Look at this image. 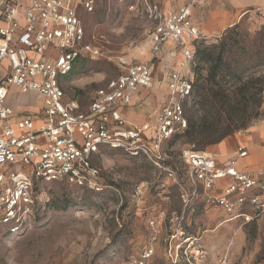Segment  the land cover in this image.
I'll return each mask as SVG.
<instances>
[{
	"label": "rangeland",
	"instance_id": "rangeland-1",
	"mask_svg": "<svg viewBox=\"0 0 264 264\" xmlns=\"http://www.w3.org/2000/svg\"><path fill=\"white\" fill-rule=\"evenodd\" d=\"M186 1L97 0L94 13H82V22L86 40L96 45L101 55L76 62L63 87L86 105L96 90L120 74V59L137 64L150 58L149 8L157 5L175 11ZM194 13L196 16L197 9ZM237 26L232 34L234 47L226 51L231 75L219 69L218 83L211 86L207 81L209 64L196 59L193 93L183 107L187 125H194L202 135L182 133L163 144L164 167L173 171L172 176L141 157L101 150L94 159L100 169L101 192L56 181L39 185L41 207L26 230L11 235L0 227V264H139L145 249L150 254L143 264H264V212L256 214L248 206L228 210L220 203L219 191L192 194L188 170L179 158L188 148L217 158L221 155L217 154L219 143L243 142L249 136L253 144L264 148V140L253 137L264 126V89L260 116L246 129L236 130L215 145L203 148L200 144L205 136L218 137L248 120L258 100L254 94L260 85L264 88V68H253L247 59L237 61L243 45L245 53L254 51L253 37L264 26V10L251 12ZM224 35L225 30L202 42L219 46ZM49 55L54 57L55 52ZM245 66L250 68L237 77ZM156 67L155 63L158 71ZM4 69L5 64L0 66L1 74ZM157 76L159 83L151 90L141 89L136 94L135 99L145 103L134 104L127 115L129 123L139 125L143 116L166 99L162 75L159 72ZM204 86L212 87L211 105L200 104ZM12 92L14 98L17 89ZM25 99L34 111L38 106L35 95L21 97L17 105ZM224 145L226 150L227 142ZM262 148L248 149L249 156L238 160V166L246 170L264 166ZM216 186L223 189L225 184Z\"/></svg>",
	"mask_w": 264,
	"mask_h": 264
},
{
	"label": "built area",
	"instance_id": "built-area-1",
	"mask_svg": "<svg viewBox=\"0 0 264 264\" xmlns=\"http://www.w3.org/2000/svg\"><path fill=\"white\" fill-rule=\"evenodd\" d=\"M96 6L97 0H0V66L5 64L0 73V227L7 234L22 233L34 220L41 207L39 185L56 181L101 192L94 164L101 150L141 157L173 174L164 167L163 144L187 128L183 102L193 93L195 49L207 39L194 13L202 0H187L175 11L151 6L150 58L137 64L120 59V74L83 105L63 84L76 62L101 55L86 40L82 22V13L92 14ZM159 72L166 99L140 125L129 123L124 111L145 103L136 94L159 83ZM31 94L38 105L34 111L28 99L17 105ZM246 156L237 146L224 165L189 148L179 158L192 194L208 195L218 182L229 180L219 191L220 203L228 210L248 206L258 214L264 212V168L238 170L237 159ZM149 254L145 249L139 264Z\"/></svg>",
	"mask_w": 264,
	"mask_h": 264
},
{
	"label": "trees",
	"instance_id": "trees-1",
	"mask_svg": "<svg viewBox=\"0 0 264 264\" xmlns=\"http://www.w3.org/2000/svg\"><path fill=\"white\" fill-rule=\"evenodd\" d=\"M237 24H235L232 29H226L225 30V37L221 41L219 46H210L208 43L205 44H199L196 49H195V58L205 62L206 64H209V72H208V83L211 84V86L217 85L218 82L215 81L217 72L219 69H222L223 71H226L228 75H231L230 69H228L227 65V57H226V51L231 50L232 47H234V38L232 36L233 31L237 29ZM253 44H254V51L250 53H245L243 49L246 47L243 45L242 47V55L240 54L237 57V61H244L247 59V61L252 62V67L253 68H264V26L254 34L253 37ZM227 48V50H226ZM244 54V55H243ZM247 54V55H246ZM244 58V59H242ZM250 67L245 66L242 68L241 72L237 74V77H241V75L248 70ZM72 73V72H71ZM260 84L262 83V79H257ZM247 84V83H245ZM207 87L204 86L202 90V99L200 101V104L204 105H211L213 104L212 97L210 96V92L212 91V87ZM264 88H262V85L256 90V93L254 96H258L257 104L255 106L254 113L251 114V116L248 117V120H244L240 123V125L233 129V130H227L223 132L220 136L218 137H213V136H205L203 140H201L200 144L201 147L205 148L210 145H215L218 144L220 141L225 139L226 137L231 136L236 130H244L247 128V126L254 120L257 119L260 114L261 106H262V101H261V93ZM203 119L205 118L204 116L202 117ZM183 134L192 136V135H202L201 132L197 131L194 125H187L186 130L184 131Z\"/></svg>",
	"mask_w": 264,
	"mask_h": 264
},
{
	"label": "crops",
	"instance_id": "crops-1",
	"mask_svg": "<svg viewBox=\"0 0 264 264\" xmlns=\"http://www.w3.org/2000/svg\"><path fill=\"white\" fill-rule=\"evenodd\" d=\"M262 10H264V0H202V6L200 9H197L196 18L199 21L198 27L201 34L206 38H210L211 36L218 35L227 28L237 24L243 18L247 17V15L250 14L251 12H256V11L258 12ZM131 108L124 111V115L126 119H127V115L131 111ZM144 119L145 116H143L142 122H144ZM254 134L255 136L253 137L256 138L257 140H264V126L261 127L260 129H257V131H255ZM225 142H227L226 150L224 145ZM249 142L253 144V139L250 136L246 137V139H244L243 142L237 141L234 144H230L228 140L222 141L217 145V149L219 150L217 154H221L219 156L216 155L217 161L221 165L226 164V162H228V160H230L234 156V152L237 146H241L246 150L247 156L245 158L249 156L248 149L252 151V149L255 147L262 148L261 146L253 144L255 145L254 147L250 145ZM222 144L223 146H221ZM222 150H224L223 154H222ZM242 159H237L236 161V168L238 170L258 171L264 168V166H262L255 170L243 169L242 167L238 166V160H242ZM228 181L229 180L220 181V182H224L226 186L228 184ZM220 190L221 189H218L216 186L215 192Z\"/></svg>",
	"mask_w": 264,
	"mask_h": 264
}]
</instances>
